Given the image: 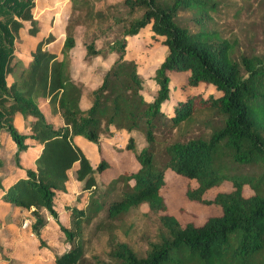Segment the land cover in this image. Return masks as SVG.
I'll list each match as a JSON object with an SVG mask.
<instances>
[{"label":"trees","instance_id":"trees-1","mask_svg":"<svg viewBox=\"0 0 264 264\" xmlns=\"http://www.w3.org/2000/svg\"><path fill=\"white\" fill-rule=\"evenodd\" d=\"M70 3L74 11L86 6L84 16L94 22L105 18L88 0ZM123 4L129 13L140 14L107 45L116 57L91 90L88 105L82 107V87L71 77L72 22L64 28L60 57L44 49L54 41L48 34L36 42L24 66L14 55V41L24 23L29 24L30 36L38 31L34 0H0V139L6 135L13 142L18 168L19 154L29 147L26 141L40 146L34 169H25V176L7 189L0 184L1 200L30 212V229L40 245L46 218L56 223L69 246L55 256V264L84 260L83 246L77 241L83 221L102 211L114 220L142 204L158 215L162 228L158 239L149 242L143 256L110 239L109 262L104 264H264V48L261 54L238 53L235 39L209 27L205 21L217 10L216 0H124ZM147 28L165 49L151 77L156 89L149 99L136 63L126 57V39ZM84 49V59L101 55L94 42ZM179 73L186 74L183 92L200 85L212 93L186 94L172 101L170 75ZM7 77L13 78L10 84ZM40 99L47 100L61 124L47 120ZM17 113L29 120L28 133L15 127ZM115 132L127 134L125 146L115 150L131 153L138 167L121 170L111 179L108 186L120 183L123 190L118 199L105 204L95 194L96 175L110 167L101 139ZM135 132L144 140L140 149ZM76 137L96 146L95 166L76 145ZM74 165V179L92 196L85 210L71 209V230L60 223L54 198L66 192L67 173ZM166 171L194 181L196 186L187 188L186 198L219 207L220 214L199 226L181 225L167 213L161 194ZM225 181L232 190L205 197ZM245 185L252 195H243Z\"/></svg>","mask_w":264,"mask_h":264},{"label":"rangeland","instance_id":"rangeland-1","mask_svg":"<svg viewBox=\"0 0 264 264\" xmlns=\"http://www.w3.org/2000/svg\"><path fill=\"white\" fill-rule=\"evenodd\" d=\"M88 1L94 10L103 11L105 18L97 20V22L87 19L84 16L86 6L74 11L70 0H34L32 14L33 19L37 22L38 31L35 36H30L27 31L29 24L24 23L18 38L14 41V55L24 66L30 61L31 52L36 42L48 34L54 36V41L46 45L44 49L60 57V49L65 34L64 28L68 22H72L75 46L70 51L71 77L75 83L82 87L83 96L87 101L90 100L91 90L98 85L101 76L116 57L115 54L109 53L107 45L120 36L132 17H137L140 14L139 12L129 13L123 4L124 0ZM216 1L218 2L217 10L209 14L205 23L213 29H218L224 38L235 39L238 53L261 54L264 48V0ZM184 20L187 22V18ZM190 26L193 30L196 29L193 19L190 21ZM150 35L147 28L138 36L126 39L128 44L126 57L136 63L138 73L144 79L145 97L147 99H149L150 93L156 89V85L151 79L152 74L165 55V49L160 43L161 40L159 38L152 39ZM90 42H94L96 48L101 50V55L84 59V45ZM12 79V77H7V83L10 84ZM170 79L171 100L174 101L187 90L182 91L186 82V74H171ZM212 91L211 88L198 86L192 90V93L208 95ZM38 105L41 111L49 119H52L54 125L61 124L60 118L51 114L47 100L40 99ZM27 123L28 121L25 123L22 120H16L14 125L20 131L23 126H27ZM133 137L137 149H140L144 145L142 135L135 132ZM79 139L82 141L77 140L79 141V149L95 166L99 159L97 153L96 156L94 155L95 146L81 137ZM101 142L107 150L105 158L109 161L110 167L96 175V182L99 185L95 194L99 200L108 204L112 200L118 199L123 190L120 183L112 187L108 186L111 179L115 178L121 170L133 171L138 166L131 153L126 150H115L125 146L127 142L126 133L116 132L111 137L103 136ZM11 146L12 143L2 136L0 163L5 171L14 168L16 165L13 156L8 154V148ZM110 146L113 147V150ZM32 157V150L21 154L20 165L23 168L29 167ZM71 178L72 174H70L69 186L72 183ZM195 186L194 181L178 176L171 171L164 173V185L161 188V194L167 205V213L173 215L181 225L191 223L199 226L209 216L220 214L219 207L199 205L186 198L187 188ZM230 190H232L231 183L225 181L220 186L207 191L205 197L212 199L216 193L229 192ZM105 192L106 194H104ZM252 194V190L245 185L243 195L250 196ZM91 196V191L76 194L71 190L67 196H57L56 211L60 223L66 228L74 230L71 209L85 210ZM31 220L29 212H20L15 208L9 212L7 206L0 205V264H27L28 260L35 257L37 253V256H40L42 250L59 256L68 248L69 243L59 227L54 224H52L53 229H49L48 236L43 237V245H40L39 239L37 241L29 229L22 230V224L24 226V223L27 222L29 225ZM81 225V231L77 235V241L83 246L84 252V260L81 264L109 262L110 239L126 243L138 256H143L149 242L156 241L162 232L158 215L150 211L146 204L132 208L127 214L114 220L106 218L105 211H102L89 222L83 221ZM35 239L36 242H34Z\"/></svg>","mask_w":264,"mask_h":264},{"label":"crops","instance_id":"crops-1","mask_svg":"<svg viewBox=\"0 0 264 264\" xmlns=\"http://www.w3.org/2000/svg\"><path fill=\"white\" fill-rule=\"evenodd\" d=\"M50 52V51H49ZM51 53H53V52H51ZM54 55H56L55 53H53ZM57 57H59L58 55H56ZM200 86V85H199ZM192 90H194V89H187L186 90V93H184L181 97H178V98H183L186 94H194V93H196V92H193L192 93ZM87 100H85L84 99V97L82 96V98H81V101H80V106H82V107H86L87 105H88V103L86 102ZM43 112V111H42ZM44 114V113H43ZM45 115V114H44ZM51 115V114H50ZM55 115V117H59L57 114H54ZM54 115H53V117H54ZM45 117L47 118V120H49L50 122H52V119H49L46 115H45ZM54 117V118H55ZM16 120H22V121H24L25 123L27 122V120H25V119H23V117L20 115V114H15V116H14V124H15V122H16ZM28 122H29V120H28ZM53 123V122H52ZM59 125V124H58ZM16 127V126H15ZM19 131V130H18ZM20 133H28V130H27V126L25 125V126H23V129H21L20 131H19ZM116 133V132H115ZM121 133H123V132H121ZM114 134V133H113ZM2 136H4V137H6V140L8 139L11 143H12V146H11V148H8V154L10 153L12 156H14V153H15V151H16V148H15V146H14V144H13V142L6 136V135H2ZM1 136V137H2ZM80 137H76L75 138V143H76V145L78 146V144H79V141H80V139H79ZM83 139V138H82ZM77 140H79V141H77ZM83 140H85V139H83ZM27 142V144L29 145V147H28V149L26 150V151H24V152H21L20 154H19V158H20V156H21V154H25V153H28L30 150H32V152H33V157H32V162H31V165L29 166V167H22L21 165V168H18V167H16V166H14V168H12V169H10V170H7V171H5V170H3V168H2V164L0 163V184L2 185V187L4 188V189H7L8 187H10L16 180H18L19 178H22V177H24L25 176V173H24V170L25 169H34V159H35V157L38 155V153H39V149H40V146L39 145H37L34 141H32V140H27L26 141ZM80 142H82V141H80ZM91 144V143H90ZM0 145H1V139H0ZM91 145H93V144H91ZM90 145V146H91ZM94 146V145H93ZM95 149H96V152H94V149H93V152H94V155L96 156V153H97V148H96V146H95ZM98 154V153H97ZM98 162V161H97ZM75 165H74V167L72 168V170H70V171H68V173H67V176H68V181H67V183H66V192L65 193H61V194H57L56 196H55V198H54V208H55V210H56V197L57 196H61V195H63V196H67L68 194H69V190H71V191H73V192H76V194H79V193H81V192H83V190L81 189L82 188V183L81 182H78V181H76L75 179H74V176H73V173H74V170H75ZM70 174H72V178H71V180H72V183H71V185L69 186L68 185V183H69V180H70ZM1 195H2V190L0 189V197H1ZM0 205L1 206H7L8 207V210H9V212L12 210V208L14 209L15 207H13V206H11L10 204H8V203H6V202H4V201H2L1 200V198H0ZM19 210L20 212H24V211H22V210H20V209H18V208H15V210ZM30 213V212H29ZM12 218V217H11ZM10 218V219H11ZM15 218V217H14ZM9 219V220H10ZM30 224H31V222L29 223V225H25V226H23V224H22V230L24 231L25 229H29V231L31 232V229H30ZM52 224H54L55 226H56V223L51 219V218H49V217H47L46 218V225L44 226V228L41 230V234H40V238H41V240H43V237H46V236H48V231H49V229H53V225ZM55 230V229H54ZM31 234L33 235V237L34 238H36L37 239V241H38V238L31 232ZM36 239H35V241L34 242H36ZM35 244V243H34ZM46 251V250H45ZM44 250H42V252H40V253H42V254H39L40 256H37L38 255V253H37V255L35 256V257H32V258H30V260H32V261H30V260H28V263L27 264H55V261H54V259H55V256L53 255V253H50V252H45Z\"/></svg>","mask_w":264,"mask_h":264},{"label":"built area","instance_id":"built-area-1","mask_svg":"<svg viewBox=\"0 0 264 264\" xmlns=\"http://www.w3.org/2000/svg\"><path fill=\"white\" fill-rule=\"evenodd\" d=\"M25 225H27V222H26V223H24V226H25Z\"/></svg>","mask_w":264,"mask_h":264}]
</instances>
